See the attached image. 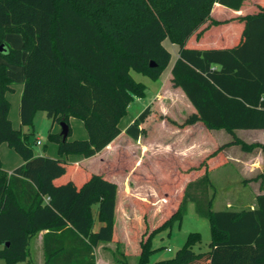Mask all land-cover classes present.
Masks as SVG:
<instances>
[{
  "label": "trees",
  "instance_id": "trees-1",
  "mask_svg": "<svg viewBox=\"0 0 264 264\" xmlns=\"http://www.w3.org/2000/svg\"><path fill=\"white\" fill-rule=\"evenodd\" d=\"M249 2L0 0V59L23 67L19 117L28 128L26 133L15 130L9 120L6 94L14 91V82L0 61V145L7 144L23 161L8 174L0 159V260L32 264L29 245L40 232H45L44 264H95V249L115 240L117 185L102 175L84 178L80 166L61 158H91L119 136L129 105L146 96V86L131 73L157 81L171 61L164 46L168 39L179 49L172 84L196 110L179 127L201 123L207 130H224L232 139L187 174L181 171L176 182H169L170 174L164 172V204H173L174 190L180 193L168 218L140 240L137 264H264V194L256 197L253 209L215 212L209 175V161L222 162L226 148L264 152L263 145L247 144L235 134L264 130V0ZM216 4L235 12L245 5L257 11L234 19L243 24L234 47H191L216 37L213 28L229 23L212 17ZM7 34L21 36L22 50L6 45ZM38 112L53 124L68 126L66 140L60 133L47 136L57 145L58 159L35 156L29 145ZM71 118L83 123L87 139L68 140ZM161 163L164 170L172 166ZM198 172L202 174L184 182L185 175ZM64 177L66 182H58ZM254 180H262L263 190L264 171ZM190 203L208 221V249L194 251L201 235L192 232L173 258L151 263L159 250L153 248L155 237L181 225Z\"/></svg>",
  "mask_w": 264,
  "mask_h": 264
},
{
  "label": "crops",
  "instance_id": "crops-1",
  "mask_svg": "<svg viewBox=\"0 0 264 264\" xmlns=\"http://www.w3.org/2000/svg\"><path fill=\"white\" fill-rule=\"evenodd\" d=\"M256 11V7H246L245 5L241 11L235 12L216 4L212 11V17L217 20H229V23L217 28H213V30L217 32L216 37L207 40V42L202 39L199 42L191 44V47H197L199 49H225L234 47L239 42L240 33L243 29V24H240L237 20L234 19L247 13H255ZM8 37L10 39L9 41L7 40ZM4 40L6 45L11 49L22 50L23 43L20 35L7 34ZM171 49L174 52L175 57L173 58L171 52L169 51L171 54V61L169 66L157 81H153L154 83L159 84L158 86L152 88L154 91L153 97L151 98V100L149 98L148 104H144L142 110L139 111L135 117H130L129 119H127L123 123L124 127L122 128V121L124 118H127L130 105L136 100L143 101L147 99L148 94H146L143 99L135 98L133 100V102L127 109V115L120 121L119 128L121 133L114 141H112L101 152L88 159H85L82 156H68L61 158L68 163L82 166L85 169H87L88 162H91L98 157L102 158L100 159V161L102 162V164H104L113 159L118 150L130 147L141 149L140 155L142 156V160L144 157L148 158V166L150 170H146V175H148V177H152V179L146 183L139 184L133 181L134 184L133 186H131V181H128L127 184H124L121 178L112 174L109 176L106 175L107 180L115 183L118 187L115 209V233L117 228L118 205L120 203L119 200L121 193L124 195L128 190V194L130 196H140L142 192H139V190L146 187L149 190L154 191V195L157 196L155 191L160 189V183L164 180L162 179V175L164 174V172L170 174V178H168L169 182H176L181 170L187 171L185 173L187 174L190 168L198 167L200 163L218 147L230 142L227 141L224 144H219L218 142H216L215 144L212 142L210 143V139H206L210 138V134H216V132L221 133L224 130H207L201 123H197L193 126H186L184 128L179 127L189 116L195 114L196 110L189 102L183 91L180 88L174 87L172 84L171 71L175 61L178 58L179 49L177 46H171ZM25 56L26 53L23 52V57L25 58ZM0 61L6 65L8 77L13 80L16 86L20 85L23 90V67L9 64L1 59ZM15 94V88L13 92L6 94V98L10 102V111L8 117L12 123V127L15 130H20L21 132L26 133L28 131V128L21 126L19 117L21 94L19 95V98H15ZM14 99L15 105L13 107L11 101H13ZM154 115L163 117L164 120H156L154 119ZM167 118L169 120H167ZM72 120H74V118H71L69 120L70 125ZM136 122H138V125L136 124ZM135 125H137V127ZM56 126L59 127L58 124H56ZM25 129H27L26 132L24 131ZM128 129H133V131H129ZM51 132L60 133L55 129V127H52ZM235 134L247 144H260L264 146V130H236ZM87 137V132L83 133L82 140L87 139ZM53 145L56 146V150L54 148L50 151V154H45L47 153L46 150L43 155L49 158L58 159L59 156L57 154V145ZM234 147L236 146L226 148L222 151L221 154L224 157V160L222 162H219L215 159L209 161V166L211 168L209 172L210 179L212 181V177L215 172L229 167V169L231 170L230 173L234 175L236 180L239 179L238 182L245 184L248 187H253L254 190H257L254 197L255 203L250 207L251 209H253L256 205V197L264 194V189H260L262 180H254L264 171V152L259 149L253 151L252 153L246 154L242 153V151H237ZM2 149L5 153V157L9 160L7 164L3 162V159L1 157ZM34 154L35 156H42L40 154H36L35 152ZM55 154H57V157ZM138 154L137 156H139ZM0 159L2 162L3 170L8 174H11L15 168L23 163L22 159L12 149H10L7 144L0 145ZM162 161H165L168 164H172V166L170 165L168 169L165 168V171L161 163ZM201 174L202 172H198L194 177L185 175L184 182L193 180ZM221 176L222 175L219 176L220 181L226 180ZM67 180L68 178L64 177L58 182H66ZM128 180H131L130 177L128 178ZM229 181L230 180H228L226 183H228ZM128 194L127 196H129ZM140 198L144 197L140 196ZM159 202L160 204H164L162 200H159ZM228 206H230L229 202H227V207ZM152 210H156V204H153ZM44 233L45 232H40L30 241L29 254L32 264H44L42 248V239ZM123 234V239L121 241L126 248V240H128V234H126V232H123ZM113 242L101 244L95 249V264H127L125 257L127 256V251L121 253L118 249V244L115 243L116 245L115 247H113Z\"/></svg>",
  "mask_w": 264,
  "mask_h": 264
},
{
  "label": "rangeland",
  "instance_id": "rangeland-1",
  "mask_svg": "<svg viewBox=\"0 0 264 264\" xmlns=\"http://www.w3.org/2000/svg\"><path fill=\"white\" fill-rule=\"evenodd\" d=\"M249 1L258 3L260 0H248V3H250ZM7 40H10L9 37ZM164 46L166 48L169 47L168 51L171 52L174 58L175 54L172 51L171 46L176 45L171 44V42L167 39L165 40ZM131 75L136 82L142 83L147 87L146 94H148V98L143 101L136 100L130 105L128 109L129 114L127 118H124L122 121V128L124 127L123 123L127 119H129L130 117H135L137 113L142 110L144 104H148L149 98L151 100L154 95V91L152 88L159 85L158 83H154L149 78L141 74L132 72ZM14 85L16 93L15 98H19L22 87L20 85ZM11 102L13 104L12 106L14 107L15 99ZM154 119L159 121L164 120L163 117L160 119L155 115ZM167 120L169 119L167 118ZM137 123L138 122H136V124ZM137 125L135 126L137 127ZM33 126L34 133L29 137L28 142L34 152L36 154L43 155L45 150H47V153L45 154H50V151L54 148L56 150V146L49 142L47 136L48 133L52 131V127H55V129L59 132L61 131L60 127L56 126V124H53L52 121L46 117V114L44 112H38L36 114L33 120ZM70 127L72 128L73 135L68 140H82L83 133H86L83 123L80 120L74 119L72 120ZM26 130L27 129H25L24 131L26 132ZM129 131H133V129ZM206 139H210V143L212 142L215 144L216 142H218L219 144H224L227 141H231L232 138L228 133L223 131L221 133L216 132V134H210V138ZM37 140L40 141V145H36ZM234 148L237 151H241L239 147ZM140 153L141 149H136L134 147L120 149L115 154L113 159L104 164H102V162L100 161V159L102 158L98 157L95 160L87 163V169L80 166L84 171V175L82 176L85 178L88 175L94 174L102 175L107 179L106 175L109 176L112 174L121 178L124 184H127L128 181H131V186H133L134 184L133 181L139 184L146 183L150 181L152 177H148V175H146V170H150L148 166V158L144 157L142 160V156L140 155ZM137 154L140 157L137 156ZM55 155L57 157V154ZM1 157L4 163L7 164V162H9V160L5 157L3 149L1 151ZM230 171L231 170L229 169V167H226L225 169H221L218 172H215L212 177V194H214L212 210L215 212L224 210L240 211L250 208L251 205L255 203L254 197L257 190H254L253 187H248L245 184L238 182L239 179L236 180V178L233 174L230 173ZM220 175H222L221 177L226 179L224 180L225 182L220 181ZM129 177L131 180H128ZM165 178L166 177L163 174L162 179ZM228 180L230 181L226 183ZM139 192H142L140 196L144 198H140L139 195L130 196L128 194V190L124 195L121 193L119 200L120 203L118 205L116 238L113 242V247L118 244V249L121 253L127 251V256H125L127 264H137L140 240L143 239V237L147 236L149 232L158 228L168 218V211L174 209L176 205L174 200H177L176 195L180 193V191L178 190L173 191V195H175V198L172 202L173 204L170 203V200L167 204H160L159 200H161L163 196V190H156L155 193L157 194V196L154 195V191L149 190L146 187L144 189H140ZM127 194L129 196H127ZM141 201L144 204H140L139 202ZM227 202L230 203V206L228 207ZM153 204H156V210H152ZM99 226L100 225L97 224L95 230H97ZM123 232H126V234H128V240H126L127 250L123 242L121 241L124 235ZM192 232H198L201 235V243L194 248V251L205 252L208 249V244L210 242L209 224L205 218L200 217L196 213L194 204L190 203L187 206V213L181 225L174 224L170 230L161 232L155 237L153 241V248L159 250H157V252L152 255L150 259L151 263L173 258L176 252L183 246L188 234ZM0 264L5 263L3 260H0Z\"/></svg>",
  "mask_w": 264,
  "mask_h": 264
},
{
  "label": "water",
  "instance_id": "water-1",
  "mask_svg": "<svg viewBox=\"0 0 264 264\" xmlns=\"http://www.w3.org/2000/svg\"><path fill=\"white\" fill-rule=\"evenodd\" d=\"M4 50V47L3 45L0 46V52H2ZM59 127H60V134L62 135L63 137V140H66L67 137H68V126L64 123H60L59 124Z\"/></svg>",
  "mask_w": 264,
  "mask_h": 264
},
{
  "label": "built area",
  "instance_id": "built-area-1",
  "mask_svg": "<svg viewBox=\"0 0 264 264\" xmlns=\"http://www.w3.org/2000/svg\"><path fill=\"white\" fill-rule=\"evenodd\" d=\"M41 143H40V141L39 140H37L36 141V145H40ZM169 251V250H168Z\"/></svg>",
  "mask_w": 264,
  "mask_h": 264
}]
</instances>
